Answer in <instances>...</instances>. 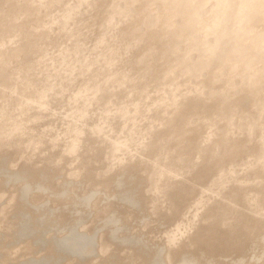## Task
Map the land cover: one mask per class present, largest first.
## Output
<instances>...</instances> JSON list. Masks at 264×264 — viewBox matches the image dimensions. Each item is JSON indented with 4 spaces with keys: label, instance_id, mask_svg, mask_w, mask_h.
<instances>
[{
    "label": "rangeland",
    "instance_id": "rangeland-1",
    "mask_svg": "<svg viewBox=\"0 0 264 264\" xmlns=\"http://www.w3.org/2000/svg\"><path fill=\"white\" fill-rule=\"evenodd\" d=\"M0 2V264H264L233 33L192 48L162 0Z\"/></svg>",
    "mask_w": 264,
    "mask_h": 264
},
{
    "label": "water",
    "instance_id": "water-1",
    "mask_svg": "<svg viewBox=\"0 0 264 264\" xmlns=\"http://www.w3.org/2000/svg\"><path fill=\"white\" fill-rule=\"evenodd\" d=\"M213 3L207 14L201 8ZM142 7L151 0H138ZM164 15L161 29H169L172 18L181 19L179 30L192 48H205L197 31L217 36L213 49L227 34L233 33L234 44L225 63L246 76L250 97L260 102L264 95V0H162ZM2 2H0L1 4Z\"/></svg>",
    "mask_w": 264,
    "mask_h": 264
},
{
    "label": "bare ground",
    "instance_id": "bare-ground-1",
    "mask_svg": "<svg viewBox=\"0 0 264 264\" xmlns=\"http://www.w3.org/2000/svg\"><path fill=\"white\" fill-rule=\"evenodd\" d=\"M26 65V64H25Z\"/></svg>",
    "mask_w": 264,
    "mask_h": 264
}]
</instances>
